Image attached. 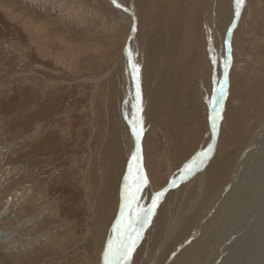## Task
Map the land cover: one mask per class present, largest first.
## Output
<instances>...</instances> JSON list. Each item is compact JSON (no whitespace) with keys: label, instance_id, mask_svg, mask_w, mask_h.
<instances>
[{"label":"rangeland","instance_id":"1","mask_svg":"<svg viewBox=\"0 0 264 264\" xmlns=\"http://www.w3.org/2000/svg\"><path fill=\"white\" fill-rule=\"evenodd\" d=\"M122 1L125 9L132 12L137 20L134 37L137 42L134 47L136 54L133 56V63L136 56V65L142 71V92L146 93L147 103L155 94L160 101L165 93L171 92L170 98L175 100L176 107L179 105L178 110L181 101L186 103L185 99L194 105L199 97L202 98L203 93V88L192 79L194 74L198 75L201 84V79L205 81L208 72L211 71L213 75L218 69L211 64L213 57L215 60L223 59L225 53L221 49L222 44L220 46L218 41L214 42V34L216 26L219 23L223 26L228 20L231 9L227 7L229 5L226 6L228 0L220 5V18L215 17L212 20L213 17L208 19L202 16L201 19L196 12V18L191 22L186 20V0ZM244 4L239 17L241 21L239 19L238 22L240 25L231 36L236 37L230 39L231 47H236L231 48L235 86H229L230 83L225 85L226 110L221 123V129H227V134L224 132L220 140L229 134L230 142L220 152L221 164L213 161L216 151L212 152L206 162V169L214 166V171L218 172V186L226 184L238 164L241 153L239 157L237 155L247 146L243 143L247 138L246 134L262 129L261 125L258 127V121L264 117V0H244ZM207 5V13L212 12L210 3L207 2ZM132 32L116 11L100 0H0V233L20 231L24 235L29 227L32 228L34 238L38 237L33 240L31 259L28 262L24 259L27 264L100 262L99 258L102 257L108 240V231L120 210V185L124 182L122 179L128 159L122 133L125 140L133 139L129 121H124V105L128 104L132 111L136 91L132 88L130 98L125 100L122 86L128 68L124 51L131 44L128 40ZM186 35L190 37V43L186 41ZM204 56L207 57V64ZM193 60L199 65L201 60V65L197 72L191 71L192 77L189 80V71L185 69ZM139 62L142 63L138 64ZM172 80L175 81L174 84ZM227 93H231L228 99ZM257 101L260 103L257 104ZM194 109L195 111L191 110L192 113L181 109L184 112L183 114L181 111L182 117H185L186 111L189 117L195 115L197 105H194ZM154 121L147 116V125L143 124V132H146L142 135V150L147 177L157 182V192L176 187L170 184L171 171L177 172V186L186 188L190 183L195 185L202 168L182 182L179 181L181 170L199 152L206 151L209 145L206 149L201 148L203 146L195 148L190 156H182L185 152L181 146L186 141L182 138L184 122L180 121L182 124L179 122L173 139L178 145L177 151H181L180 162L175 168L171 164L166 138L159 129L160 126H154ZM261 148H264V144ZM236 150L238 153L235 157L224 161L227 153ZM263 154L264 149L259 151L257 160L254 161L259 168L263 167L262 172H254V168H251L247 171V176L245 172L242 174L243 184H240L241 179L236 180L235 192L240 187L241 193L238 195L246 199H238L234 204L235 209L240 208L239 213L234 212L232 215L229 208L225 210L222 227L214 232L216 237H212L213 242L209 239L204 245L205 259L214 257L217 259L216 264L225 263L223 258L230 257L231 250L240 241L236 242L237 238L245 233L242 241L243 245L246 244L245 241L257 230L251 228L259 227L262 223H255V215L260 192L264 190ZM243 188L246 190L244 196ZM25 189L29 190L30 197L24 193L25 207L19 212L18 209L16 211L17 201L14 196ZM37 190L40 191V196L35 203L31 198L33 191L36 193ZM151 196L149 191L141 194L140 204L150 207ZM229 197L232 195L229 194ZM163 202L162 198L155 209L154 217L157 211L160 215ZM6 212L8 217L14 213L22 215V220L27 218L29 227L23 226V222L2 228L5 220L1 217ZM45 212L48 214L43 215ZM249 220L254 223H249ZM39 223L44 224L39 226ZM51 223L53 224L50 225ZM152 225L145 227L132 255L131 264H140L138 260L143 256L139 255L140 258L136 259V252L142 246L144 251L141 254H145L148 249L147 236L152 234ZM217 225L218 223L214 226ZM156 233L160 234L162 231ZM220 234L223 235V240L219 239ZM18 237L17 235L16 238ZM197 240L195 237L191 239L192 242ZM257 244L255 247H244L241 242L240 247L238 246L240 249L237 247L234 253H240L241 248H248L246 251L251 250L250 254L248 252L246 256H239H245L247 261L254 262V259L260 258L257 257L260 252L256 251L257 246H263L262 243ZM186 245L188 243L174 245L162 264H179L185 256L184 252L188 247ZM92 248H96L93 256L90 254ZM5 250L0 247V264H16L13 260L15 258H10L14 255H7ZM257 261L264 264L263 259L256 260L254 264Z\"/></svg>","mask_w":264,"mask_h":264},{"label":"bare ground","instance_id":"2","mask_svg":"<svg viewBox=\"0 0 264 264\" xmlns=\"http://www.w3.org/2000/svg\"><path fill=\"white\" fill-rule=\"evenodd\" d=\"M100 1L103 2L104 5H108L110 8L114 9V11H116V13L119 15L120 19L125 23V25H127L133 31V27L134 28L136 27V22H135L136 19L134 18L132 12H130V11L125 9L124 2L122 0H116V3H113V0H100ZM223 1H227V0H186V2H187L186 6L187 7H186V9H184V10H186L185 14L187 15L186 20L189 21V22H191L192 20H195L194 17L196 18V14L197 13H198V15L200 16L201 19H202V16L204 18L207 17L208 19H210V17L211 18L213 17L212 20H215V17L220 18L219 14L221 13V11H219V9L221 8L220 5L223 3ZM207 2L210 3V6H209V7H211L210 10L213 8L212 12L209 10L211 13L210 12L207 13V8H208ZM148 3H149V1H148ZM227 3L228 4H226V6L229 5L227 7L228 8L231 7V9L229 11V14H228L229 15L228 20L225 21L226 22L225 24L223 23L224 24L223 26L222 25L220 26L219 25L220 23L216 26L217 27L216 31H215L216 34H214L212 32L214 35H216V41H214V42L218 41L220 43V46L222 44L221 49H222V51H225L224 54L222 52L223 59L222 58H216L214 64H213V61L211 62L212 66L214 65V67L218 68V69L215 72H213V75H211V71L208 72V73L206 72L207 75H205V81H203L201 79V84H199V79H198L199 77H197L198 75L195 76V74H194V76H193L194 78H192L193 80H196L198 86H201L203 88L202 89L203 93L201 95L202 98L201 97H199V99L197 98L198 100L196 99L197 102L195 101L196 103L194 104L195 106L197 105V109H196L197 112H196L195 115H191L189 117V116H187V111L185 110L186 111V115H185V117H182L181 111L183 109H187L190 112H191V110L195 111L194 105H191L190 102L188 100H186V99H185L186 103L185 102L183 103V101L180 100L181 101V106H180V110H178L177 107L179 105L176 107L175 100H173L172 97L170 98L171 92L165 93V95L160 99V101L157 100V97H156V94H155L154 97L152 98V100H150L149 103H147L148 100L146 99V93L142 92V83H141V81H142V78H141L142 71L139 68V78H138V80L135 79L134 78V74L132 72V69L130 68L128 60H127V67L128 68H126L125 79H124L123 85H122L123 86V93H124V96H125V100L130 98V92H132L131 91L132 88H134V90L137 91V84H139L140 95H141L140 106L142 107L143 110L141 112H137V109L134 107L132 109V111L134 112V114H133V112L129 108V105L128 104L124 105V118H125L124 121L126 123H127V121H129V129H131V122L133 121V119L141 118L144 125H147V123H146V117L147 116H148V118L151 117V119H154L155 120L154 121V126H156V127L160 126L161 128L159 127V129L161 130V132L164 134V136L166 138V143L168 145L169 153H171L170 154L171 155V164L173 166H175V168L177 167L176 166L177 163L180 162V156L179 155H181V151L180 152H178L179 150L177 151L178 148H176V147L178 145L174 143L173 139H175L174 136L176 134V131L178 129V124H179L180 121L184 122V126H183V130L184 131H183V134H182V138H184L185 141L187 142V143L184 142V144H182V146L180 145L182 147V151L185 152L184 154H182V156H184L185 154L190 156L195 148L203 146L201 148H203V149L205 148L206 149V146L211 144V145H213V151H216V157H215V159L213 161H215V163L219 162V164H221L222 160L220 159V155H221L220 152H222L224 150V148L230 142V140H229L230 135L229 134H228V137L226 136L227 138L223 137L220 140L221 136L224 135V132L227 131V129L226 130H222L221 129V125H222L221 123L224 120V113H225V110H226V108L224 107V103H225V100H226L225 96L219 101V105H218V107L221 108V112H220L221 119L218 121V131H217V135L215 137H213V134H212L211 121H210V116L212 115V111H211V107H210V101L213 99L214 95L216 94V90L219 87V82L224 80V57L227 58V56H228L229 44H231V40L230 39H235V37H236L235 36L234 38H231L232 33L234 32V30H236V28H238L237 27L238 25H240V24H238L239 19H240L239 17L241 15V13L243 12V8L245 7L244 6L245 4L243 3V5L241 6V9H240V14L237 17L236 16V2H235V0H228ZM117 4H119L120 7H117L116 6ZM191 5H192V7H190ZM152 9H153V7H152ZM147 16H148V14H147ZM222 19H223V17H222ZM217 20H216V22H217ZM224 20H226V19H224ZM240 21H241V19H240ZM211 22H213V21H211ZM148 24L149 23H147V25ZM141 25H143V23ZM136 30H137V27H136ZM136 30L133 31L132 34L130 35V39L128 40V42L131 41V44L127 46V49H129V48L131 49V51L133 53V56H134V54H136V53H134L135 52L134 51V47H135V44L137 43L136 39L134 38L135 37V32H137ZM208 30H209V28H208ZM209 33H210V30H209ZM213 34H212V37H213ZM225 35H226V38L223 39V36H225ZM188 37L189 36L186 35V41L187 42L189 41V38H190V37L189 38ZM57 40H61V39L57 38ZM189 43H190V41H189ZM197 43H198V41H197ZM209 43H211V42H209ZM126 44H128V43H126ZM234 47L235 46L233 45V48ZM185 52H188V51H185ZM124 53L127 56L126 50L124 51ZM136 58L137 57L135 56V61H134L135 64H136ZM203 58H204V61H205L207 57L204 56ZM127 59H128V56H127ZM198 59H200V58H198ZM201 60H202V57H201ZM201 60L199 62L200 65H201ZM179 62H180V60H179ZM203 62H202V64H203ZM141 63L142 62H139L138 64H141ZM196 63L197 62H195L193 60V63H189L186 66L185 70L189 71L188 72V75L190 77L189 80H191V77H192L191 76V71L195 70L197 72L198 68H200V65L196 64ZM209 63L210 62H208V64ZM206 64H207V60H206ZM233 64L234 63H233V60H232L231 65H230V67L228 69V76H227V84L230 83L229 86L231 85V87H232V85L235 84V80L233 78V74L234 73L232 71ZM198 65H199V67H198ZM221 66H222V68L220 69ZM177 69H179V68H177ZM181 69H184V68H181ZM172 71H174V70H172ZM179 71H181V70H179ZM187 71L185 73H187ZM182 78H184V76ZM172 81H173V84H174L175 81L174 80H172ZM164 83H165V81H164ZM208 84L210 86H208ZM236 84H238V82H236ZM195 85H196V83H195ZM231 89H233V88H231ZM230 92H232V91H230ZM144 94H145V96H144ZM153 94H151V95H153ZM230 94L231 93H227L226 94L227 95V99L230 97L229 96ZM182 96H184V94ZM178 97H179V94H178ZM180 98H182V97H180ZM258 99H259V97H258ZM134 100H135V102H134L133 105H136V103H137V101H136V92H135V99ZM260 100H261V98H260ZM260 102H258L257 104H259ZM263 103H262V105H263ZM186 104H188V105H186ZM227 111H228V109H227ZM182 113L184 114L183 111H182ZM228 115H229V117H231L230 114H228ZM256 116L257 115H255V117ZM236 118H238V117H236ZM181 122H180V124H182ZM258 122H259L258 127L261 125L262 129H260L258 131H257V129L256 130L251 129V130H253L252 133L246 134L247 138H245V140H243V143L247 145V146L245 145L246 148L244 149V147H243L242 150L239 153H238L237 150L232 152V153H227L226 157H224V161L225 160L229 161L231 157H235V154L238 153L237 157H239V155L241 153V155H240V157L238 159L239 162L236 165L235 169L232 170V173H231L230 177L227 179L226 184L224 183V185L218 186L217 185L218 183L216 184V178H217V175H218L217 173L218 172L214 171L215 170V169H213L214 166H212L209 169H206V163H205L204 167L202 168V171L200 172V177L198 176L199 178H198L197 182L195 183V185L191 184L190 183L191 180H190V182H189L190 184L189 185L186 184V185H188V186H186V188L185 187L181 188V186L178 185L174 189H167V191H165V195L163 197L164 202L162 203V206H161L162 209H161L160 215H158L159 211H157L156 216L154 217V215H153L151 217L150 223L147 225V226H149V225L153 224L152 226H150L152 228V234H151L150 237H149V235L147 236L148 237V240H147L148 249L146 250L145 254H141L144 251L143 250V246H142V248L139 247L137 252H136V259L137 258L139 259L141 257V255L143 256V257H141L138 260V261H140L139 262L140 264H162L163 261H164V258L169 254L170 249L176 244L179 245V243L181 245H184V244L188 243V245H186L188 247L185 249V252H184L185 256L181 259V262L179 264H216L217 263V259L215 260L214 257H212V256H209V257H212V258L205 259V252L206 251H204V245L207 242V240H209V239L212 240V242H213L212 237H216L215 236L216 233L214 234V232L217 231V228L220 229L222 227L223 220L225 218V213L224 212H225V210L227 208H229V210L232 212V215L234 214V212H237V213L240 212V208L238 207L237 209H235L236 207L234 206V204L237 203L239 200L242 201V200L246 199V197L243 198V197H240L238 195V194L241 193L239 191L240 187H238V189L235 192V182H237L236 180L239 178V179H241L240 180V184H243L244 182L242 183V177H243L242 174L245 172V176H247L246 173L251 168H254V170H255L254 172H257V173L263 171V167L259 168V166L255 165L256 163L254 164V161L257 160V157H258L257 155H258L259 151H262V149H264V148H261L263 146V144H264V117L261 120H259ZM167 127H170V128H167ZM181 131H182V129H181ZM145 132H143V134H145ZM238 132H236V133H238ZM242 132L243 131H241V133ZM244 133H245V131H244ZM225 134H227V133L225 132ZM122 135H123V141L122 142L125 145V148H126V151H127V155H128L127 165H126L127 168H126L125 174H124L123 179H122V182H123V180H124V178H125V176L127 175V172H128V165H129V162L131 161V155L135 151L136 141H135L134 137H133V139L125 140V136H124L123 133H122ZM122 135H121V137H122ZM176 137H178V136H176ZM140 145H141V155H142L141 165H142L143 172L147 176V173H146L145 167H144L145 157L143 155L144 151L142 150V138H141V141H140ZM179 149H181V148H179ZM198 149H200V148H198ZM133 163H135V162H133ZM224 165H223V167H225ZM256 169H257V171H256ZM226 170H228V169H226ZM175 171H176V169H175ZM207 171H208V173L206 174ZM257 173H255V174H257ZM175 174L177 176V172L174 173V172L171 171V175H170L171 180H173L174 177L176 179ZM147 179H148V186L143 190L142 194H144L145 192L149 191L150 194L152 195V194L156 193L159 190V187H157V185H158L157 182H155L154 180H151V179L149 180L148 177H147ZM224 179H226V178H224ZM192 181H194V180H192ZM220 184H221V182H220ZM14 185H16V184H14ZM38 186H41V185H38ZM263 187H264V184H263ZM120 188H121V193H122V189H123V184L122 183L120 185ZM231 191L235 192V193H232ZM245 191L246 190L244 189V193L245 194L242 193L243 196L246 195ZM24 193H26V195H28V197H30L29 196L30 192H29V190H26V189H25V191L23 190V192H21L20 194L14 196L15 197V201H17L16 211H17V209H18V211L20 210L19 212L24 210V207H25V204H24L25 199L24 198L26 197V196L24 197ZM33 193L34 194L32 195L31 199H32V201H35V203H36L37 202L36 198L38 196H40L39 195L40 191L37 190L36 193H35V191H33ZM229 194H231L232 197H229ZM1 196H3V195H1ZM188 198H190V199L188 200ZM259 199H260V201H259L258 206H257L258 210L256 211V215H255V217L257 219L255 220L256 221L255 223H257V222H259V223L262 222V223L260 224L259 227H256L254 225L255 227L251 228V226H250V228L252 230L254 228H257L256 232H254L249 237V240L245 241L246 244L243 245V241H244L243 238L245 236L244 235L245 233H244L242 235V237L237 238L236 242H238L239 240L240 241H239V243H236L238 245H235V247L236 246L238 247L241 242H242V246H244V247H248V246H254L255 247L258 242L262 243L263 246H260V247L257 246L256 251H260L259 252V256H257V257H260L258 259L259 260L260 259L264 260V241L262 242V240H264V190H261ZM18 200H20L22 202H20V201L18 202ZM5 201H6V199H5ZM121 203H122V200L120 202V199H119V207H120V209H121ZM28 204H29V199H28ZM38 204H39V201H38L37 205ZM44 204H42V205H44ZM148 204L149 203H147V205ZM40 207L42 208V206H40ZM43 209H45V208H43ZM46 214H48V213L45 212V214H43V215H46ZM25 216H27V215H25ZM25 216H24V218H25ZM31 216H33V214ZM34 216L36 217V215H34ZM119 216H120V210H119L118 216L115 218L114 222L112 223V225H111V227H110V229L108 231L109 232L108 233V239L113 236V227H114L116 221L119 219ZM260 217H263V219H260ZM1 219L5 220L4 223L2 224V228L3 227L5 228L6 226L14 225V224H17V223L21 224L23 222H24L23 226H28L29 227L27 218H26V220H24V219L22 220V215H17V214L12 213V215L10 217H8V212H6V213H4L2 215ZM31 219H33V218L31 217ZM31 219H29V220L32 221ZM41 219H43V218H41ZM37 222H38V219H37L36 223ZM248 222L249 223L252 222V224L254 223L251 220H249ZM44 223H42V224H44ZM217 223H218V225L214 226ZM42 224H40L39 226H41ZM52 224L53 223H51L50 225H52ZM36 227H34V228L36 229ZM37 228H39V227H37ZM26 229H27V227H26ZM29 229L26 231V233H24V235H22V233H20L19 230H18L19 232H17V233L16 232L15 233H8V234H5L4 232L0 233V247L3 248V249H6L5 251H6L7 255H14V256H11L10 258H12V257L15 258L13 260H14V262H16V264H27L28 260L31 259L30 254H32L31 253L32 249H33L32 244H34V241H35L34 239L36 237H38V236H35V238H34V236H33L34 232L31 231L32 228L29 227ZM148 230H149V228H148ZM159 231H162L163 234L162 233H160V234L156 233V232H159ZM246 232H247V230H246ZM153 233H155L156 236ZM19 234H21V235H19ZM17 235L19 236L18 238H16ZM194 237L198 238V240L196 242H192L193 240L191 241V239L194 238ZM144 239H145V237H144ZM159 239H160V241H159ZM219 239H221V240L224 239L222 234L219 235ZM201 242H202V244H201ZM143 244H144V242H143ZM214 245H215V247L217 246L216 244H214ZM55 246H57V245H54V247ZM210 246H211V244H210ZM222 246H225V245H222ZM218 247H220V246H218ZM237 247L234 248L233 250H231L230 257H228L226 255H225L226 257L224 256L225 258H223V259L226 262L223 263V264H254V262L256 260H258V259H256V260L254 259L256 257V255H254L255 257L253 256L254 257L253 258L254 262H253V260L247 261V259H245V256H246L245 254H247L249 252V251H246V249H248V248H246V249L245 248H241L240 253H236L235 254L234 252H236ZM177 248H180V247L177 246ZM225 248H226V246H225ZM54 250H56V249H54ZM90 250H91L90 254L92 255L94 253V251L96 250V248H92ZM103 251H104V248H103ZM228 251L230 252V250H228ZM250 252H251V250H250ZM250 252H249V254H250ZM172 253L174 254V252H172ZM239 254L245 255L244 258L242 256V258L245 259L244 261L241 258V256H239ZM139 255H140V257H138ZM101 256L102 257L99 258V261H100L99 264H103V253H102ZM170 257H172V255ZM251 257H249V258H251ZM25 258H26L27 262L24 260ZM32 258H34V257H32ZM204 260H206V261H204ZM258 263H259V261H257L256 264H258ZM263 263H264V261H263ZM97 264H98V262H97Z\"/></svg>","mask_w":264,"mask_h":264},{"label":"snow or ice","instance_id":"3","mask_svg":"<svg viewBox=\"0 0 264 264\" xmlns=\"http://www.w3.org/2000/svg\"><path fill=\"white\" fill-rule=\"evenodd\" d=\"M236 2V16L240 14L241 6L244 0H235ZM116 3V0H113ZM120 7L119 4L116 5ZM133 31L135 28L133 27ZM227 43V42H226ZM128 56V63L134 78H139V67L133 63V53L131 49H126ZM215 63V57H213ZM232 62L231 46L229 44L228 56L224 60V80L219 82V87L216 94L210 101L212 115L210 116L211 128L213 137L217 135L218 121L221 119V108L218 107L219 101L225 95V85L227 83L228 69ZM136 105L134 107L137 112L143 109L140 106L141 95L139 84H137L136 91ZM132 135L135 138L136 145L135 151L131 155V161L128 165V172L124 178L123 189L121 193V209L119 219L113 227V236L107 240L106 246L103 251V264H131L132 255L138 245L139 240L142 238V233L145 227L150 223L151 217L155 214V209L158 207L159 202L165 195V191H159L151 196V206L143 207L140 204L141 194L148 186V179L143 172L141 161V145L140 141L143 134V121L141 118L133 119L131 122ZM213 152V145L209 144L206 151L202 150L194 156L188 163H186L181 170L179 181H184L192 176L195 172L204 167L207 160ZM135 162V163H133ZM177 179H173L170 184L172 187L177 186Z\"/></svg>","mask_w":264,"mask_h":264}]
</instances>
